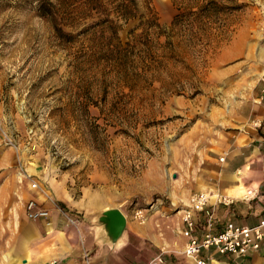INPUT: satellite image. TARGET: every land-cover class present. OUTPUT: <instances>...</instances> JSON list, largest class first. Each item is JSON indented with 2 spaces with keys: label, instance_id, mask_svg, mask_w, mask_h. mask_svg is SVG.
Here are the masks:
<instances>
[{
  "label": "rangeland",
  "instance_id": "obj_1",
  "mask_svg": "<svg viewBox=\"0 0 264 264\" xmlns=\"http://www.w3.org/2000/svg\"><path fill=\"white\" fill-rule=\"evenodd\" d=\"M236 2L201 45L122 21L109 0H0V134L14 144L0 147L22 164L10 180L82 220L114 204L141 224L180 214L200 152L264 89V0ZM149 7L169 27L176 4ZM179 246L160 249L169 264H195Z\"/></svg>",
  "mask_w": 264,
  "mask_h": 264
},
{
  "label": "crops",
  "instance_id": "obj_2",
  "mask_svg": "<svg viewBox=\"0 0 264 264\" xmlns=\"http://www.w3.org/2000/svg\"><path fill=\"white\" fill-rule=\"evenodd\" d=\"M262 89L261 85L252 106V116L246 117L244 124L221 134L214 146L198 156L193 183L186 197L191 192L208 191L226 196L230 201L215 203L209 199L202 211L194 212L193 234L196 237L204 232L208 213L213 231L220 229L226 221L253 225L264 218ZM18 153L16 149L0 147V264H145L149 257L168 244V238L173 234L180 240L177 251H182L185 238L180 233L182 225L178 213H160L153 223L141 224L128 219L118 204L104 205L78 226L68 225L48 200L24 183L18 185L10 180L15 176L14 170L22 167ZM219 157H222L221 161ZM8 166L12 169L7 170ZM247 189L254 193L245 199L243 194ZM28 199L46 207L48 218L27 219L23 207ZM106 207H117L126 218L124 230L114 244L105 241L95 221ZM199 257L205 264H264V240L257 250L242 258H230L211 248L201 250ZM163 259L164 264H169L168 256Z\"/></svg>",
  "mask_w": 264,
  "mask_h": 264
},
{
  "label": "built area",
  "instance_id": "obj_3",
  "mask_svg": "<svg viewBox=\"0 0 264 264\" xmlns=\"http://www.w3.org/2000/svg\"><path fill=\"white\" fill-rule=\"evenodd\" d=\"M264 89H262L263 91ZM0 145L2 146H14L12 140L5 133L1 132ZM219 161L222 157L218 158ZM29 187L34 189L36 187L35 182H31ZM253 190H245L243 197L248 199L253 196ZM209 199H213L215 203L222 202L228 203L230 200L228 197L219 193H210L208 191H196L191 192L186 204L180 209L179 219L181 222V235L185 238L183 244L182 253L184 256L192 259L195 264H205V261L199 257L200 251L203 249L211 248L219 254L226 255L230 258H242L249 253L257 250L264 240V218L259 219L253 225L239 224L235 225L230 221L223 223L222 227L216 231L212 230V218L208 213L206 215L207 222L204 232L196 237L193 234L194 231V212L203 210ZM57 214L71 226H78L82 222V217L78 211L70 210L69 208L60 205L50 198H47ZM24 214L29 220H36L39 218L47 219L49 211L46 207H43L40 203L33 199H28L24 203ZM134 216L141 222L143 214L140 211H135ZM47 224V222H46ZM87 258V254H84ZM163 252L159 250L157 253L147 259L145 264H163Z\"/></svg>",
  "mask_w": 264,
  "mask_h": 264
},
{
  "label": "trees",
  "instance_id": "obj_4",
  "mask_svg": "<svg viewBox=\"0 0 264 264\" xmlns=\"http://www.w3.org/2000/svg\"><path fill=\"white\" fill-rule=\"evenodd\" d=\"M100 4L101 0H89ZM114 3V11L122 21L136 17L139 23L145 24V28L156 30V34L164 35L166 42L172 36V31L179 28L184 40L195 39L201 45L208 44L211 32V22L220 20V16L228 15L241 8L236 0H172L176 4V12L172 15L169 27H162L154 17L145 16L151 13L149 0H109ZM140 11V12H139ZM139 12V14H136ZM152 14V13H151ZM107 21V18L101 22ZM222 29L216 26L215 30Z\"/></svg>",
  "mask_w": 264,
  "mask_h": 264
},
{
  "label": "water",
  "instance_id": "obj_5",
  "mask_svg": "<svg viewBox=\"0 0 264 264\" xmlns=\"http://www.w3.org/2000/svg\"><path fill=\"white\" fill-rule=\"evenodd\" d=\"M95 221L100 226L105 241L114 244L124 230L126 218L117 207H106L99 212Z\"/></svg>",
  "mask_w": 264,
  "mask_h": 264
}]
</instances>
